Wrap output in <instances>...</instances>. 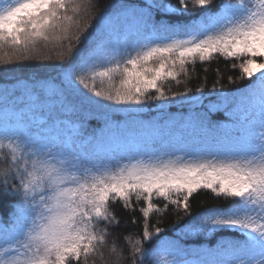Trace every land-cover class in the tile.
I'll return each instance as SVG.
<instances>
[{
	"label": "snow or ice",
	"instance_id": "6c2138e0",
	"mask_svg": "<svg viewBox=\"0 0 264 264\" xmlns=\"http://www.w3.org/2000/svg\"><path fill=\"white\" fill-rule=\"evenodd\" d=\"M179 3L181 8L154 0H145L140 9L109 7L143 18L154 8L186 13L187 0ZM192 3L204 10L200 20L154 25L153 39L121 49L112 41L115 23L108 9L96 18L94 34L84 40L69 36L75 17L92 6L90 0H0V50L15 49L23 53L19 59L29 60L39 41L74 39L75 50L70 43L67 55L58 54L61 96L82 87L91 96L128 106L119 110L135 111L148 99L163 100L161 85L178 82L187 65L217 55L240 61L239 79L249 80L231 97V124L213 126L210 147L203 150L158 152L145 146L121 155L85 152L74 136L61 139L56 129L38 125L34 131L25 112L5 105L0 200L12 198L14 209L7 223L0 220V264H87L106 244L108 233L100 223L116 220L111 203L126 209L142 203L139 210L147 221L160 210L154 198L188 214L190 198L201 189L231 203L191 217L181 231L234 230L238 236L221 240L210 257L185 260L178 242L161 239L163 229L156 227L153 234L145 224L130 264H264V0H222L215 13L209 8L213 0ZM85 41L87 46L80 47ZM97 81L103 90H97ZM3 98L7 102V90ZM110 256L112 264L126 259L115 247Z\"/></svg>",
	"mask_w": 264,
	"mask_h": 264
},
{
	"label": "trees",
	"instance_id": "16d2710c",
	"mask_svg": "<svg viewBox=\"0 0 264 264\" xmlns=\"http://www.w3.org/2000/svg\"><path fill=\"white\" fill-rule=\"evenodd\" d=\"M154 2L181 8L179 0ZM221 2L222 0H213V4L209 6L210 11L217 12ZM90 3L92 6L87 11H82L75 17L69 36L79 34L81 40H84L85 36L94 34L96 18L108 9L115 23L112 41L121 49L145 43L144 38L148 33L147 26L150 21L158 24L187 23L201 17L204 11L194 6L192 0H187L186 13L162 12L154 8L151 10V17L145 15L141 18L137 12L133 18L121 8L109 6L127 4L129 8L140 9L144 7L145 0H90ZM69 15L73 14L69 12ZM86 25L91 27H85ZM70 43L75 50L77 45L74 39L39 41L36 45L37 51L32 53L33 58L29 60L19 59L23 53L15 49L0 50V58L11 61L4 63L0 60V118L6 105L9 109L23 111L28 116L30 113L34 131L38 130L35 126L39 119H44L43 129H54L56 121H71L79 125V133L72 135L70 131L62 130V139L74 136L75 140L83 144L85 152L108 156L121 155L125 149L132 151L136 147L143 149L145 146L158 152L206 149L212 142L210 129L213 126L219 128L231 124V97L236 94L237 89L249 84V80L239 79L240 61L226 60L217 55L210 61H197L195 65H187V75L181 73L177 78L178 82L165 81L161 85L165 93L163 100L148 99L142 106H134L137 108L135 111L119 110L128 106L115 105L91 96L82 87L71 95L65 93L61 96L56 91L63 87V61L58 58V54L62 52L67 55ZM87 43L85 41L79 46L86 47ZM5 52L8 53L7 57L4 56ZM233 64H236L235 68ZM88 82L91 84V81ZM96 87L97 90H103L98 81ZM5 90L7 102L3 98ZM183 93L187 95H180ZM155 95V92L150 93V96ZM153 203L160 210L150 213L147 221L139 210L143 206L142 203L127 209L118 201L111 203L109 210L116 220L111 225L100 223L99 227L105 228L108 233L106 244L98 246L97 254L89 256L87 264H112L110 251L113 247L126 258L121 264H130L132 247L136 240L142 239L145 224L153 234L156 227L163 229L161 239L178 242L187 253L183 257L185 260L210 257L221 240L238 236L234 230L190 234L181 231V227L191 217H196L212 207L229 206L230 200L216 197L210 190L201 189L190 198L188 214L183 208H177L175 205L169 204L165 208L166 202L161 199L154 198ZM13 209L12 198L5 197L0 200V220L7 223ZM155 242L154 236L153 244ZM143 246L150 245L144 242ZM145 264H149V261Z\"/></svg>",
	"mask_w": 264,
	"mask_h": 264
},
{
	"label": "rangeland",
	"instance_id": "374dc122",
	"mask_svg": "<svg viewBox=\"0 0 264 264\" xmlns=\"http://www.w3.org/2000/svg\"><path fill=\"white\" fill-rule=\"evenodd\" d=\"M157 25V23H155L154 21H151L148 25L149 27V33L148 35L144 38V42H148L150 40V38H154V33H153V26ZM29 116H31V114L29 113ZM44 122V119H39L36 121V128H37V125L39 126V129L41 130H48V129H43L42 128V124ZM55 129L60 133V137L62 139V130H66L67 132H71L72 135H76L79 133V125L78 124H74L72 123L71 121H68V120H65V121H57L55 123Z\"/></svg>",
	"mask_w": 264,
	"mask_h": 264
}]
</instances>
